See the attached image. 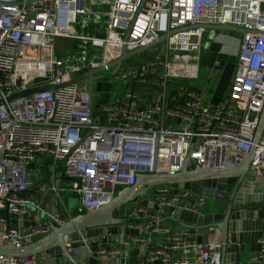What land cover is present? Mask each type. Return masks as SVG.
<instances>
[{"label": "built area", "instance_id": "obj_1", "mask_svg": "<svg viewBox=\"0 0 264 264\" xmlns=\"http://www.w3.org/2000/svg\"><path fill=\"white\" fill-rule=\"evenodd\" d=\"M88 8L87 0H0V244L22 248L33 243L50 232L51 222L64 223L108 203L134 184L136 174L179 173L186 159L202 167L211 156L221 162L226 151L251 152L250 169L264 171V137L255 140L257 117L249 120L250 112L264 107V0H110L102 13ZM94 14L104 17L101 34L88 29ZM207 24L250 32L241 38L227 96L210 104L191 84L167 95L168 82L197 78L206 30L200 25ZM162 35L165 39L147 59L122 74L125 87L150 79L162 85L155 100L143 103L133 88L121 93L111 88L108 103L91 110L87 83H69L73 74L90 68L112 72L110 63L122 51ZM58 38L69 39L74 49L65 58L55 52ZM193 59L194 68L183 71ZM41 85L55 87L7 99ZM44 156L53 160L48 183L22 193L42 179ZM153 188L159 209L135 204L115 213L137 231L129 236L133 244L148 245L136 263L219 264V241H188L161 225L170 186ZM35 192L51 195L45 209ZM74 196L78 205L71 211L67 203ZM180 197H192L195 204L187 208L195 211L205 203L192 190L172 200ZM29 206L48 218L32 227L7 226L4 209L18 216ZM161 231L164 241L152 244ZM257 243L247 264H264V228ZM84 251L99 264H119L117 245L86 244ZM0 264L43 263L35 254L0 252Z\"/></svg>", "mask_w": 264, "mask_h": 264}, {"label": "water", "instance_id": "obj_2", "mask_svg": "<svg viewBox=\"0 0 264 264\" xmlns=\"http://www.w3.org/2000/svg\"><path fill=\"white\" fill-rule=\"evenodd\" d=\"M215 31H227L240 34L242 37L249 30L228 24L200 25ZM165 39L162 35L159 39L146 43L132 51H122L121 55L110 63L113 70L110 75H115L122 63L136 53L154 47ZM103 68L87 69L75 75L69 83L85 80L90 95V108H98L109 101L112 81L102 76ZM54 85H41L15 93L7 99L27 96L33 93L53 89ZM3 101L0 100V104ZM257 117L255 140L262 137L264 131V107L260 112H250L249 120ZM250 158L252 153L249 152ZM250 160V159H249ZM53 160L50 157L43 158L42 179L24 190L22 193H32L49 181L48 163ZM250 162V161H249ZM62 164L61 161H58ZM169 183L170 190L166 196L168 204L162 206L163 219H168L176 224V232L188 241L207 243L217 230L221 261L219 264H243L240 253L244 252L247 244L255 243L262 235L264 228V171L257 174L250 169L247 160L237 164H231L228 157L223 162H215L211 156L205 166H193L188 159L183 163L182 169L175 174H136L133 185L121 190L108 203L101 205L93 211H87L76 218L64 223L50 224V232L33 243L22 248H15L11 243L0 244V252L9 255L29 256L39 254L44 264H78L77 260L88 262V257L79 252L86 244L95 246L98 243L111 246L117 245L120 249L119 264H132L131 242L126 237L137 234L134 229H129L125 219L116 216V211L128 204H140L153 210L159 209L154 198L147 192L157 184ZM199 190L205 198L204 205L199 211L188 209V205H194L192 197H180L173 201L172 197L182 190ZM7 226L32 227L39 220L33 212L22 215L9 214L3 210ZM162 219V220H163Z\"/></svg>", "mask_w": 264, "mask_h": 264}, {"label": "crops", "instance_id": "obj_3", "mask_svg": "<svg viewBox=\"0 0 264 264\" xmlns=\"http://www.w3.org/2000/svg\"><path fill=\"white\" fill-rule=\"evenodd\" d=\"M108 2H110V0H87V5L89 6L88 9H90L91 11L96 10V11H99L102 13L106 9V7L108 6ZM91 20H92L91 24H90V26H88L89 31L93 32V33H97V34L103 33V28H104V25H103L104 24V22H103L104 17H103V15L94 14L91 17ZM241 38H242V36L240 34L238 35V33L224 32V33H220L217 37H214L213 39L208 40L207 43H203L200 59L198 62V68H197L198 76H197V78L199 77V65H201V67L203 69L207 70V76L205 78L206 81L204 82V79L202 78L200 82L194 84L193 86H195L196 89H198L199 91H201L203 93L205 99L210 104H216L219 101H221L225 96H227V93L229 90V85L231 83V78L234 74V70H235L236 63H237V53L239 50ZM228 63H230L232 65V69H230V71L228 73H226L225 70H226ZM213 74L214 75L218 74V77L215 80L216 82H214L213 78L211 77V75H213ZM150 83H156V82H154V80H152V81H150ZM180 83H184V82H180ZM188 84H190V83L188 82ZM199 85H201V86H199ZM150 91L155 93V95L154 96L153 95L152 96H147V95L145 96L144 94H142L141 100L143 103L151 102L152 100L156 99L155 96L156 97L158 96V95H156L157 89L150 90ZM170 93H172V92H170ZM171 99H172V97H171ZM262 137H264V131H263ZM226 157L229 158L231 164H237V163L244 161V160H247V164H249V161H250L249 160L250 159L249 153H241L240 154V152H238V151H234V152L226 151L222 155L221 162H223L224 158H226ZM192 191L199 193V190H197V189H193ZM39 193L35 192L34 194H35L36 198L38 199V202L41 203V208L45 209V207L49 204V198H51V195L47 194V193L46 194L42 193V195H40ZM41 198L43 199V201H40ZM129 205H132V207L135 206V204H129ZM129 205H126V206H129ZM58 206L59 205H57V207ZM204 206L205 205H203L202 208ZM206 206H207V201H206ZM73 210H75V209L72 208L71 211H73ZM29 211L33 212L35 216L39 217V219L43 220L45 218H48L47 215H46L47 217H43V216L41 217L40 215H38V211H36L33 207H30L28 209L27 213ZM53 223L57 224L55 222H53ZM161 225L165 229L176 232V224L172 223L168 219L164 218L163 220H161ZM40 238H42V237H37L36 240H38ZM164 239H165V233L163 231H161V232L153 235L151 243L152 244L160 243V242L164 241ZM218 239H219V232L216 230L214 232V235H212L210 237L209 242H218ZM126 240L130 241L129 237H126ZM100 245H102V244L98 243L97 245H95L91 248H96L97 246H100ZM147 247H148V245L133 244L131 242L130 258H131L132 264H137L136 263L137 259L143 254V252H145ZM257 249H258V243L257 242L247 244L245 246L244 252L238 254V255H240V259L243 262V264H247L248 260L250 259V257L252 255H254L256 253ZM75 253L82 254V258H83V256L86 255L84 248L82 250H80L79 252H75ZM35 255L43 263L39 254H35ZM88 259H89L88 262L81 261V260H77V262H78V264H99L95 259H92L89 257H88Z\"/></svg>", "mask_w": 264, "mask_h": 264}, {"label": "rangeland", "instance_id": "obj_4", "mask_svg": "<svg viewBox=\"0 0 264 264\" xmlns=\"http://www.w3.org/2000/svg\"><path fill=\"white\" fill-rule=\"evenodd\" d=\"M224 32H227V31H215L213 34L211 33V31L209 29H206L205 32H204V35H203V38H202V45L203 43H207L208 40L210 39H213L214 37H217L220 33H224ZM239 35V34H238ZM71 41L69 39H65V38H58L56 39L55 41V52L58 54L57 56L59 58H65L67 56V54H69V52H72L74 51V49H72V45L70 43ZM160 48V47H158ZM156 49L154 47L150 48V49H147V50H144L142 52H139V53H136L134 54L133 56L131 57H128L121 65L119 71L115 74V75H110V71H103L101 73L102 76H105L106 78L108 77L109 79H111L112 81V91L114 93H121L123 91L124 88H127V89H130V88H133L134 90H136L140 97L142 96V94H144L145 96H152V95H155V93H153L152 91L150 90H155L157 89V92H156V95H159V94H162V89H163V86L162 85H159V83H157L155 80L154 82L156 83H150V81H152L153 79H150L148 81V83L146 84H139V83H129L127 87H125L124 85V77L122 76V74H124V71H125V68L128 66V65H133L135 63H139L145 59L148 58V56L154 52ZM201 55V54H200ZM230 69H232V65L230 63H228L227 67H226V73H228L230 71ZM206 76H207V70L206 69H203L201 67V65H199V77L198 78H195V79H185V78H177V79H174L170 82L167 83L166 85V94L169 95L170 92H171V88L177 84H179L180 82H185L186 80L189 81L190 84L194 85L198 82L201 81V79L203 78L204 79V82L206 81ZM211 77L213 78L214 82H216L215 80L217 79L218 77V74L217 75H211ZM80 84L81 83H85L86 81L85 80H82V81H79ZM201 86V85H199ZM61 168V165H58V169L60 170ZM153 191H154V188L151 187L147 194L152 197V194H153ZM68 208L69 209H76L77 208V205H78V199L74 196V197H69L68 198ZM129 205V204H128ZM31 206H29L28 208H30ZM127 208H132V205H129L127 206ZM38 211V215H40L41 217L43 215L42 211L41 210H37Z\"/></svg>", "mask_w": 264, "mask_h": 264}, {"label": "trees", "instance_id": "obj_5", "mask_svg": "<svg viewBox=\"0 0 264 264\" xmlns=\"http://www.w3.org/2000/svg\"><path fill=\"white\" fill-rule=\"evenodd\" d=\"M187 85H189L188 81H185L184 83H179V84L173 86L171 88V92H172L171 96H175L176 92H178L182 87H184V88L187 87ZM170 99H171V97H170ZM171 101H172V99H171Z\"/></svg>", "mask_w": 264, "mask_h": 264}, {"label": "bare ground", "instance_id": "obj_6", "mask_svg": "<svg viewBox=\"0 0 264 264\" xmlns=\"http://www.w3.org/2000/svg\"><path fill=\"white\" fill-rule=\"evenodd\" d=\"M194 63H195L194 59L190 60L189 65H186V69H182V70L185 72H189L190 70H192V68H194Z\"/></svg>", "mask_w": 264, "mask_h": 264}]
</instances>
